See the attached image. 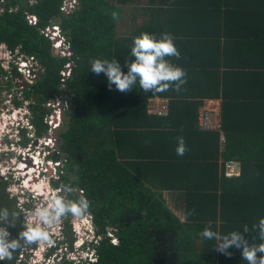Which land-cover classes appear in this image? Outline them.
<instances>
[{
	"label": "trees",
	"instance_id": "1",
	"mask_svg": "<svg viewBox=\"0 0 264 264\" xmlns=\"http://www.w3.org/2000/svg\"><path fill=\"white\" fill-rule=\"evenodd\" d=\"M78 1L73 12L63 13L64 0H0V56L19 51L43 69L31 87L22 82L36 137L49 132L51 103L69 100L48 158L62 164L52 185L71 183L73 198L83 194L91 202L88 213L101 239L94 245L96 260L85 264H227L234 254L241 257L234 247L231 257L219 252L199 233L208 226L226 233L247 225L249 242L259 243L253 225L264 217V52L261 61L238 60L240 42L264 46V0H151L158 4L161 27L148 23L122 37L119 12L136 11L140 0ZM52 21L59 22L66 41L62 56L46 32ZM143 31L175 36L182 55L171 59L187 72L180 92H144L138 86L120 92L109 89L103 73L89 71L96 58L124 65L132 59L133 37ZM69 64L71 73L64 76ZM5 74L0 63V92L14 85L3 82ZM13 74L23 78L16 69ZM153 97L169 100L168 115L148 112ZM213 99L222 100L223 149L219 131L198 128L200 108ZM22 136L26 147V131ZM179 137L188 149L183 156L176 154ZM229 160L241 162L240 176H225ZM8 185L0 180V206L15 204ZM174 186L183 192L181 216L163 196ZM19 250L3 264H14Z\"/></svg>",
	"mask_w": 264,
	"mask_h": 264
},
{
	"label": "clouds",
	"instance_id": "2",
	"mask_svg": "<svg viewBox=\"0 0 264 264\" xmlns=\"http://www.w3.org/2000/svg\"><path fill=\"white\" fill-rule=\"evenodd\" d=\"M181 55L175 39L170 33L163 32L158 35L153 32L143 31L133 37L130 50L132 59L125 60L124 65L116 58H96L90 61L89 71L97 75L103 73L107 77L109 89H112L114 86L115 90L120 92L132 91L136 86L144 92L160 93L169 89L180 92L187 83V72L183 67L173 63L171 58L179 59ZM125 66L127 67V71L124 70ZM24 119L26 120L27 117ZM12 126L10 125L7 129L8 131H5L4 137L7 139H9V136H12V131H9V129L12 130ZM17 130L20 144L22 142L21 138H23V131H26V137L31 141V138L27 136L28 128L23 125V120H19ZM35 138L36 143L39 142V139H42L36 137V135ZM57 143L53 145L54 147L45 145L44 148L47 150L51 148L50 151L52 152V150H55ZM23 147L26 148L25 146ZM187 150L184 138L179 137L176 154L183 156ZM20 156L21 160L17 162V165L21 163V168L19 169L22 170L19 171L29 172L28 170H31V166L36 170L37 168L40 169L47 166V163L46 165L43 163L40 165V161L35 162V158L30 155H27V162H23L25 161L23 160V154ZM37 158L46 162H55L51 158L46 160V157L43 155ZM22 163L26 166L27 170H24ZM29 164L31 165L30 167H28ZM6 170L7 172H5ZM6 170H0V179L5 177L3 180L9 181L7 188V193H9L11 191V183L13 182L12 177H15V170ZM35 175L36 177L39 175L42 177L44 174L41 172ZM10 176L12 177L10 178ZM28 177H32V175L29 174ZM14 180L17 185V178ZM52 181L49 187H53V191L55 192L46 198V202L40 200L42 198L41 194L39 195L41 197L39 203L34 205L33 202H35L34 199L36 197L31 199L28 204H23V208L19 205L0 206V264L11 261L17 250L23 247L40 245L42 249L43 244L46 246L43 251L45 254L41 261H35L34 264H55L54 259L56 257L58 258V264H64L66 261L71 262V264H85L87 261L93 262L96 260L94 245L98 243L101 237L96 232L93 216L88 213L91 206L90 200L84 195L73 198L75 196V189L71 183L63 184L60 189L55 188L52 185ZM18 185L21 186V184ZM12 197L14 198V195ZM24 208L29 210H25ZM189 214L192 213L190 212ZM70 215L79 221L78 230L74 222L69 221ZM17 227L20 228V231L18 236L13 237L10 229ZM253 228L257 232L259 243L249 242L246 236L249 232L247 225L242 230L234 229L226 233L214 230L211 226H208L199 235L205 240L214 241V249L229 257L233 255L229 249L234 247L241 250V258L247 264H264V217H261L258 223L253 225ZM68 230H71V237H67ZM68 238H71V241ZM33 253V249H23L21 253L22 257L18 259V264H31L26 255L27 257H31ZM76 253V258L73 259L71 255ZM81 254L84 256L82 257Z\"/></svg>",
	"mask_w": 264,
	"mask_h": 264
},
{
	"label": "built area",
	"instance_id": "3",
	"mask_svg": "<svg viewBox=\"0 0 264 264\" xmlns=\"http://www.w3.org/2000/svg\"><path fill=\"white\" fill-rule=\"evenodd\" d=\"M30 2H34V0H30ZM79 5V1L78 0H64V5L61 8V11L63 13H71L73 12ZM0 8H1V3H0ZM30 21L32 23H36L37 22V18L35 15H32L29 17ZM46 32L47 34L50 36L51 39L55 40V46L54 49L57 53H61V56L63 55V52H65L67 50V46H66V41L65 38L62 36V29L61 26L59 24L58 21H52L51 25L46 28ZM0 63H1V67L4 70V73H6L5 75H3V82H9L12 81L14 83L12 88H9V96L12 97L14 95V101H18V102H22L21 105H19L18 107H28L30 110V102L27 100H24V89L26 86H24L22 84V82H26L29 87H31L32 85L35 84L36 80H37V74L39 72H42L43 69L41 67V65L39 64V62L37 61V59L33 56L30 55H24L22 53H20L19 51H17L15 54H3L0 56ZM16 69L19 73L22 74V79L20 77H15L13 74V70ZM71 73V64L66 66V69L63 71V75L64 76H69ZM8 88L3 89L1 92L7 91ZM0 92V93H1ZM155 99L157 98H151L149 99V111L151 113L154 114H166L167 111L165 110V107H160L157 106L158 103L155 102ZM163 101L162 99H158ZM15 103V102H14ZM166 103V102H165ZM52 104V107L54 109L53 113L50 114L49 116L46 117L45 122L48 123V125L50 126L49 132L46 133V136L42 137V139H39V142L36 143V138H35V132H34V128L31 124V128H32V132L31 135L28 136V132H27V136L29 138H31V141H33L34 146H36L37 144H39L41 141L46 142V146H50L52 147V143L53 145L55 143L58 142V139H55V131L58 129V127L61 125L63 118L67 112V110L69 109V100L68 98L65 99H58L56 101H54ZM25 105V106H24ZM213 109L210 108L206 111H204V113H202L199 118H198V128L204 131H211V130H216L220 127L219 124V120L217 118H214L212 113H213ZM1 118V117H0ZM27 120V119H26ZM11 120H9V122L7 123L6 128L8 129V127L10 125H14L10 123ZM17 124L19 125V121H16ZM14 123V122H12ZM29 124V122H27ZM3 125V124H2ZM5 126L2 128L0 127L2 132L6 131ZM18 133V130H17ZM5 134H3L4 136ZM224 139V137L222 138ZM20 140V138L18 139V141ZM36 144V145H35ZM29 147L31 146V144L29 143L28 145ZM28 146L26 148H28ZM38 147V155L41 156L42 153L44 154V157L49 156L50 154V150L47 149H40L39 146ZM54 147V146H53ZM23 154V153H22ZM31 157H34L32 154H30ZM23 162H27V155L23 154ZM38 157V156H37ZM23 164V163H22ZM24 165V164H23ZM61 163L58 161L52 162L49 161L47 162V166H46V171H48L50 168L52 169L51 172V177L54 178L55 180L59 178V171L61 168ZM25 166V165H24ZM235 168H233V171H227L226 172V176H233L235 174H237L236 172L240 171L239 168V164H234ZM31 168H33V166H31ZM37 168V167H36ZM50 169V170H51ZM36 170V169H35ZM37 173L40 172V169L37 168ZM29 178L24 179V182H28Z\"/></svg>",
	"mask_w": 264,
	"mask_h": 264
},
{
	"label": "rangeland",
	"instance_id": "4",
	"mask_svg": "<svg viewBox=\"0 0 264 264\" xmlns=\"http://www.w3.org/2000/svg\"><path fill=\"white\" fill-rule=\"evenodd\" d=\"M128 15L129 12L126 14V15H122L121 12H119V15H118V22L120 21H125L127 22V18H128ZM127 16V17H126ZM128 23V22H127ZM9 89L7 91H4V92H1L0 93V127L2 128L3 130V127L7 126V123L9 122V120H11V124H14L12 126V130L9 129V131H12V136H9L7 138H5L3 136V134H6V132L8 131L7 128H6V132H2L1 129H0V170L1 169H14L15 172H14V178L12 176H10V178L12 177L13 179V182L11 183L12 185L10 186V190L9 193H8V196L9 198L12 199L11 196L14 195V198L12 200H14L15 204L13 202H8L6 203L5 205L6 206H17L19 205L20 207H22L23 204H28L30 202L31 199H34V197H36L34 200L35 202H33V205L34 204H37L39 203V201H43V202H46V198L51 196V194L55 191H53V187H49V184H51V180H54V178L52 179L51 177V170L49 169L48 171H46V166H44L43 168H40V170L42 171V174H44L42 177L40 176V178L38 179L37 178V182L33 180V184L34 186H31L29 187L30 185L27 184L26 185V182H24V178L28 177L27 175H25V172L24 171H19V170H22V169H19L21 168L20 165H17L18 163L17 162H20L21 160V154L23 153L24 155H30L32 154L35 158V162L38 161V158L37 156H39L37 153L38 151V147L37 145L39 146L40 149H44L45 145L47 144L46 142L44 141H41L39 144H35L36 146H34V143L33 141L29 143L31 144V146L28 148H24L22 145L19 146L20 144V141H18L19 139V135L17 134V128H18V124L16 121H19V120H23V125L24 126H27L28 130V136L31 135V132H32V128H31V124H30V110L28 107H18L14 102L13 99H14V95L12 97L9 96ZM25 106V105H24ZM30 113V114H29ZM25 115V116H24ZM27 117V120H25L24 118ZM14 122V123H12ZM29 122V124L27 123ZM3 124V125H2ZM32 137V135H31ZM8 140V141H7ZM12 140V141H10ZM21 141H23V138H21ZM52 146H53V143H52ZM53 152V150H52ZM50 152V154L52 153ZM49 154V155H50ZM42 155L44 156V154L42 153ZM24 158V157H23ZM49 158L46 157V160H48ZM40 165L43 163L44 165H46V161H42L40 160ZM32 169V168H31ZM29 172H31V170H28ZM44 171V173H43ZM7 172V170L5 171ZM12 173V171H11ZM26 176V177H24ZM9 177V176H8ZM17 178V183L18 184H21V186H19L18 184L16 185L15 183V180ZM28 178H32V177H28ZM2 179H5V177H3ZM1 180V179H0ZM52 186V185H51ZM44 187V188H42ZM45 190V191H44ZM16 194V195H15ZM42 194V198L39 197V195ZM41 198V199H40ZM40 199V200H39ZM42 203V202H41ZM23 208V207H22ZM25 210H29L27 208H24ZM174 211H177L178 209L175 208L174 206ZM178 212V211H177ZM182 215V214H181ZM65 219V218H63ZM72 221V223L74 222L75 226H76V229L78 230V226H79V221H77L74 217H72L71 215L69 216V221ZM14 232H19L20 231V228L17 227L13 230ZM56 232L58 233V231L56 230ZM12 233V236L14 237V233ZM75 246V244H74ZM45 244H43V248L41 249L40 248V245L39 246H28V247H23L19 250V254L18 256L16 257L15 259V262L14 264H18L19 260L22 255V251L23 249L26 250V249H33L34 250V253L31 254V257H27L26 255V258L30 261L31 264H34L35 261H41L42 257L44 256V250H45ZM76 254H72V258L75 259L76 258ZM81 256L83 257L84 255L81 254ZM33 259H36L33 261ZM58 258L56 257L54 259V263L55 264H58ZM52 263V262H50Z\"/></svg>",
	"mask_w": 264,
	"mask_h": 264
},
{
	"label": "crops",
	"instance_id": "5",
	"mask_svg": "<svg viewBox=\"0 0 264 264\" xmlns=\"http://www.w3.org/2000/svg\"><path fill=\"white\" fill-rule=\"evenodd\" d=\"M159 8H158V4L156 3H152L151 0H140L138 7L136 9V11H129V14H131L128 20H126L127 22H123L120 21L118 22V27H117V35L122 37V36H126L129 33H131L133 31V29L138 30L139 28L147 25L149 23V25H154L153 29H158L161 26L158 25V21H157V16L159 17ZM135 18V19H134ZM262 23V22H260ZM263 24V23H262ZM261 24V25H262ZM264 26V25H262ZM182 28V25H181ZM175 31V29H173ZM174 38L175 36L172 35ZM239 45H243L242 47H240V59L238 61L241 62H250L248 58L253 57L252 61H255V59L257 58V61H261V57L263 56V52H264V46H259L256 45L252 40L246 41V43L242 44L241 42L239 43ZM258 47H256V46ZM256 47V49L254 48V50L249 49L248 47ZM252 50V51H251ZM262 52V53H261ZM153 98H157L155 99V102L158 103L157 106L160 107H165V110L167 111L166 114H155V115H159V116H166L168 115V111H169V100L167 98H161V97H153ZM151 99V98H150ZM158 99H162L158 100ZM166 102V103H165ZM221 99H213V100H206L204 101V105L200 108L199 110V116L204 113V111L212 108L214 111L212 113L214 118H217L219 120V124L220 127L218 129H216L217 131L220 132V142H221V149H223L224 143L226 141V136L224 134V132L221 129V122H220V110H221ZM148 106H149V102H148ZM167 107V108H166ZM148 112L150 114H154L151 113L149 111V107H148ZM216 130H212V131H216ZM224 137V139H222ZM234 164H239V168L240 171L236 172L237 174L233 175V176H226V172L229 171H233L235 168ZM242 173V167H241V162L240 161H233V160H229L225 162V168H224V174L226 177L231 178V177H235V176H240ZM185 183H182V185H184ZM163 196L164 199L167 201V204L171 207V208H177L178 212L175 211L178 215L181 216V211L183 208V192L179 187L174 186L173 188L170 189H166L163 190ZM235 256V254H234ZM233 256V257H234ZM230 258V262H228L227 260V264L231 263V264H242V263H238V261H243V263H246V261H244L241 257L239 256H235L234 258Z\"/></svg>",
	"mask_w": 264,
	"mask_h": 264
},
{
	"label": "flooded vegetation",
	"instance_id": "6",
	"mask_svg": "<svg viewBox=\"0 0 264 264\" xmlns=\"http://www.w3.org/2000/svg\"><path fill=\"white\" fill-rule=\"evenodd\" d=\"M56 131H57V130H56ZM56 131H55V132H56ZM20 145H21V144H19V146H20ZM38 162H39V161H38ZM30 166H31V165L29 164L28 167H30ZM24 170H27L26 166H24ZM31 170H34V171L26 172V174H25V175H27V176H28L29 174L32 175V178H29V179H28V180H29L28 182H33V180L36 181L37 178L40 176V175H39V176L37 175L38 177H36L35 174H36L37 172L35 171V168H34V167H33ZM41 172H42V171L40 170V172H39L38 174H40ZM32 173H33V174H32ZM24 177H26V176H24ZM26 178H28V177H26ZM26 178H24V179H26ZM32 179H33V180H32ZM58 179H59V178H58ZM58 179H56V180H58ZM36 182H37V181H36ZM60 189H61V188H60ZM11 197H12V196H11ZM12 198H13V197H12Z\"/></svg>",
	"mask_w": 264,
	"mask_h": 264
},
{
	"label": "water",
	"instance_id": "7",
	"mask_svg": "<svg viewBox=\"0 0 264 264\" xmlns=\"http://www.w3.org/2000/svg\"><path fill=\"white\" fill-rule=\"evenodd\" d=\"M0 12H1V8H0ZM40 77H41V72H39V73L37 74V78H40ZM68 114H69V113H67L66 116H64L63 120H65V119L67 118V115H68ZM60 126H61V125H60ZM60 126L58 127L57 132L60 130V128H61ZM57 132H55V137H54L55 139H59V136H58ZM81 194H82V193H81ZM82 195H83V194H82Z\"/></svg>",
	"mask_w": 264,
	"mask_h": 264
},
{
	"label": "bare ground",
	"instance_id": "8",
	"mask_svg": "<svg viewBox=\"0 0 264 264\" xmlns=\"http://www.w3.org/2000/svg\"><path fill=\"white\" fill-rule=\"evenodd\" d=\"M167 108V107H166ZM204 131V130H203ZM169 148V147H168ZM171 149V148H170ZM57 151V150H56ZM38 161H40V158L38 159ZM207 162H209V161H207ZM31 171H34V170H31ZM33 174V173H32ZM33 180V179H32ZM27 184H29L30 186L29 187H31V186H34V184H33V182H26V185ZM42 188H44V187H42ZM45 191V190H44ZM203 244H205V243H203ZM190 262H192V261H190Z\"/></svg>",
	"mask_w": 264,
	"mask_h": 264
}]
</instances>
